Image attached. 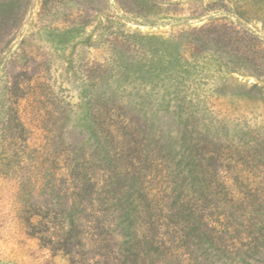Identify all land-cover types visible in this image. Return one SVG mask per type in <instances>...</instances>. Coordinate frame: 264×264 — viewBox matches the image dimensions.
<instances>
[{
	"label": "rangeland",
	"instance_id": "374dc122",
	"mask_svg": "<svg viewBox=\"0 0 264 264\" xmlns=\"http://www.w3.org/2000/svg\"><path fill=\"white\" fill-rule=\"evenodd\" d=\"M0 264H264V0H0Z\"/></svg>",
	"mask_w": 264,
	"mask_h": 264
},
{
	"label": "trees",
	"instance_id": "16d2710c",
	"mask_svg": "<svg viewBox=\"0 0 264 264\" xmlns=\"http://www.w3.org/2000/svg\"><path fill=\"white\" fill-rule=\"evenodd\" d=\"M203 28H199V30H202ZM193 31V30H192ZM188 36V35H187ZM182 35L180 37V39H176V38H173V39H164V42L168 43V45H171V47H175V49L178 48V44L180 43V40L182 39ZM197 41V40H196ZM200 41V40H199ZM191 44L195 43L194 41H191L189 42ZM176 44V45H175ZM176 57H181L179 55H177ZM130 79V78H129ZM128 79L127 83L130 84V80ZM132 100H128L127 103L131 102Z\"/></svg>",
	"mask_w": 264,
	"mask_h": 264
}]
</instances>
